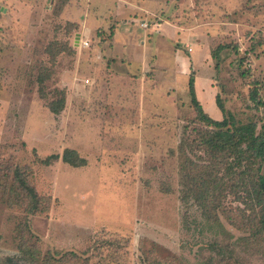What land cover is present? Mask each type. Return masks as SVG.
Returning a JSON list of instances; mask_svg holds the SVG:
<instances>
[{
  "label": "rangeland",
  "instance_id": "1",
  "mask_svg": "<svg viewBox=\"0 0 264 264\" xmlns=\"http://www.w3.org/2000/svg\"><path fill=\"white\" fill-rule=\"evenodd\" d=\"M60 1L0 0V264H264L180 191L182 141L211 129L192 74L212 119L219 96L263 130L264 0Z\"/></svg>",
  "mask_w": 264,
  "mask_h": 264
},
{
  "label": "trees",
  "instance_id": "2",
  "mask_svg": "<svg viewBox=\"0 0 264 264\" xmlns=\"http://www.w3.org/2000/svg\"><path fill=\"white\" fill-rule=\"evenodd\" d=\"M63 1L65 3L68 0ZM189 88L193 107L199 118L207 122L211 129L196 134L193 130L186 133L182 141V202L196 205L203 216L216 226L222 225L219 217L221 214L233 228L245 235L237 241L254 242V239H263L264 219H259L264 215V175L260 172L259 164L264 162V126L257 133V124L242 125L226 111L219 96L216 101L224 117L221 121L212 119L197 99L193 74ZM252 99L257 101L255 96ZM64 107L63 97L59 104L51 105V110L58 114ZM185 147L193 152L204 151L207 157L205 163L189 157L184 151ZM63 160L73 167L85 164V160L74 150H66ZM221 169L226 170L227 174H221ZM27 188L30 191L29 197L38 199L36 191ZM230 194L236 195L234 202L239 203L236 207L224 202ZM208 247L214 249L220 258L228 250L218 243ZM211 264H214L213 260Z\"/></svg>",
  "mask_w": 264,
  "mask_h": 264
},
{
  "label": "built area",
  "instance_id": "3",
  "mask_svg": "<svg viewBox=\"0 0 264 264\" xmlns=\"http://www.w3.org/2000/svg\"><path fill=\"white\" fill-rule=\"evenodd\" d=\"M145 26H147V24Z\"/></svg>",
  "mask_w": 264,
  "mask_h": 264
}]
</instances>
